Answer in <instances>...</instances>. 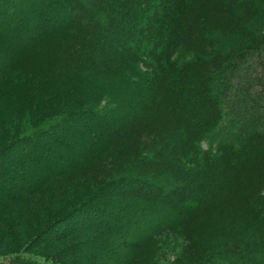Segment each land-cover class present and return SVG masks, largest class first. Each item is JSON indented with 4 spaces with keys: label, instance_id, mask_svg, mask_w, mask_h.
I'll return each instance as SVG.
<instances>
[{
    "label": "trees",
    "instance_id": "trees-1",
    "mask_svg": "<svg viewBox=\"0 0 264 264\" xmlns=\"http://www.w3.org/2000/svg\"><path fill=\"white\" fill-rule=\"evenodd\" d=\"M6 108L0 264H264V0H0Z\"/></svg>",
    "mask_w": 264,
    "mask_h": 264
},
{
    "label": "rangeland",
    "instance_id": "rangeland-1",
    "mask_svg": "<svg viewBox=\"0 0 264 264\" xmlns=\"http://www.w3.org/2000/svg\"><path fill=\"white\" fill-rule=\"evenodd\" d=\"M141 84V80H139L138 77H134V78H125V79H120L119 81L115 82V83H112V84H108L109 87L108 89L107 88H104V87H101V89H96V93H95V97L98 99H100L97 103V107L96 109H107V110H104V111H108L109 109L112 108L113 105L116 104V101H114L110 91H109V88L112 86V90L113 91H117L118 93V96L117 94H114L113 91L112 93L114 94L113 96L117 99V100H121V102L123 101V99H125L129 94L130 92L132 91H137L138 88L140 87L139 85ZM94 96H90L89 100L91 101V99H95ZM20 110L19 109H10L8 110V108L6 109H3L2 112H0V116L3 115L4 117L5 116H9L10 118H18L20 119ZM6 118L5 120H8L10 118ZM25 116H22L21 118H24ZM20 122H21V119H20ZM26 121L23 120V122L20 123V125L24 126V124ZM29 123V122H28ZM21 126V127H22ZM30 126V124H29ZM28 126V127H29ZM203 148V147H202ZM172 240V239H171ZM171 244L174 246V241L172 240L171 241ZM163 250H162V253H163V256L167 257L168 259L171 258V260L173 259V252H172V246L170 245V243L168 242V244H166V246H163L162 247ZM4 264H6L5 262L6 261H2ZM1 263V261H0Z\"/></svg>",
    "mask_w": 264,
    "mask_h": 264
}]
</instances>
